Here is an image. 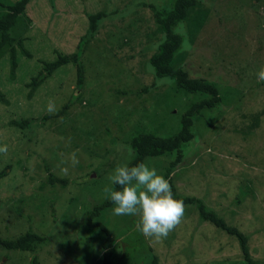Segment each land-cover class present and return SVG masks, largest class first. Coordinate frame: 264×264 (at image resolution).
I'll use <instances>...</instances> for the list:
<instances>
[{"label": "rangeland", "instance_id": "rangeland-1", "mask_svg": "<svg viewBox=\"0 0 264 264\" xmlns=\"http://www.w3.org/2000/svg\"><path fill=\"white\" fill-rule=\"evenodd\" d=\"M17 1L0 0V14ZM172 2L31 0L11 29L14 71L11 49L0 52V144L8 148L0 153V171L8 172L0 181V233L31 228L50 236L36 252L40 264H102L106 238L87 239L84 223L109 199L103 189L114 167L134 158L130 138L179 132L192 97L156 80L149 63L163 38L149 5L169 10ZM101 12L107 15L81 57L86 80L77 91L72 62L52 75L46 66L74 55L90 34L89 16ZM179 32L185 39L174 68L216 82L221 104L196 118L197 136L177 167L169 169L170 154L145 163L171 178L177 193L202 198L248 236L252 260L264 264V81L256 75L264 66V0H202ZM35 78L41 83L32 92ZM73 94L79 96L63 117L42 121ZM45 162L70 183L48 184ZM113 206L101 219L114 240V264H247L238 240L192 208L184 207L167 236L155 240L137 231L138 216L113 215ZM32 259L0 248V264Z\"/></svg>", "mask_w": 264, "mask_h": 264}, {"label": "trees", "instance_id": "trees-1", "mask_svg": "<svg viewBox=\"0 0 264 264\" xmlns=\"http://www.w3.org/2000/svg\"><path fill=\"white\" fill-rule=\"evenodd\" d=\"M30 2L31 0H19L14 5L9 6L6 13L2 15L0 14V52L3 51L4 48L11 49L13 58L12 71L16 69L17 63L15 61L16 50H14V45L16 43L14 38L10 35V31L16 24L18 17L24 13ZM201 2L202 0H173L172 6L169 10H161L153 4L149 5L155 24L163 32V38L158 42L154 53L149 58V63L155 72V78L156 80H164L161 83L168 81L174 82V88L178 92L192 97V100L190 107L182 116L181 127L178 133L163 137L150 132H140L134 134L130 138L128 143L134 152V158L129 166H133L139 162L145 163L149 158L154 159L170 154L175 156V159L170 162L169 169L177 167L182 161L184 147L187 144L192 143L197 136V131L195 130L196 118L207 110H211L221 104L222 98L216 82L204 78L191 77L187 71L174 68L173 66L175 55L183 46L185 39L179 32V26L185 22L186 18L192 11L199 7ZM106 15L107 14L101 12L89 16L91 23L90 34L81 39L78 44V51L72 56H61L54 63L47 64L46 73L52 75L55 71L60 69V67L72 62L75 65L77 73L76 90L81 91L86 80L81 57L88 43L94 39L97 23L102 21ZM40 80V78L32 80V92L39 86L38 84L41 83L39 82ZM159 84L160 83L157 85ZM122 93L124 95H131L136 92L127 93L123 91ZM78 96L79 94L77 96L73 94L58 113L54 116H46L42 121L45 122L48 119H58L63 117L68 110L75 105ZM16 125L20 128L23 127V124ZM45 171L47 172V182L50 185L66 187L70 183V180L67 178H62L61 176L54 174L51 171V167L46 162ZM170 171L171 170L166 173V177H168ZM7 175L8 172L6 170L0 171V181ZM169 183L174 198L181 200L184 207L192 208L201 221L212 224L227 235L235 237L239 242L246 263L255 264L250 256L248 236L238 230L237 227L231 226L223 217L219 216L217 211L211 209L202 198L194 195H181L177 193L171 178ZM118 187L119 186L114 185V190H118ZM112 206L113 204L110 199L95 206L94 209L88 213L83 228L84 233L87 234V239H97L98 236L103 239L106 238L105 242L101 245L104 252L102 264H114L112 251L114 240L111 238L109 228L101 219V213ZM49 237L50 236H46L45 234L37 232L31 228L18 236H10L5 233H0V248L8 252L21 251L32 253L33 259L30 264H40L36 252L41 246L50 241Z\"/></svg>", "mask_w": 264, "mask_h": 264}, {"label": "clouds", "instance_id": "clouds-1", "mask_svg": "<svg viewBox=\"0 0 264 264\" xmlns=\"http://www.w3.org/2000/svg\"><path fill=\"white\" fill-rule=\"evenodd\" d=\"M256 75L258 80L264 81V66ZM48 109L52 110L51 102ZM7 150L6 144H0V153ZM71 162H78L74 153ZM108 180L109 186L103 191L114 205L113 215L138 216L135 227L146 238L166 237L183 216V202L174 198L168 179L155 167L143 162L133 166L118 164ZM111 185L119 186L118 190H113Z\"/></svg>", "mask_w": 264, "mask_h": 264}]
</instances>
